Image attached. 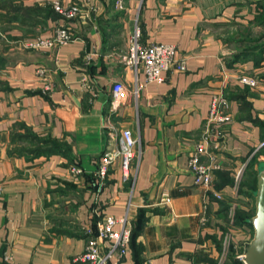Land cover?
<instances>
[{"label":"crops","instance_id":"0c3cea01","mask_svg":"<svg viewBox=\"0 0 264 264\" xmlns=\"http://www.w3.org/2000/svg\"><path fill=\"white\" fill-rule=\"evenodd\" d=\"M54 1L0 0V264H89L74 259L97 214L137 226L126 253L107 264H244L238 254L254 229L238 214L254 216L255 196L244 176L234 181L253 155L264 160V0H124L123 8L81 0L86 15L78 8L71 20ZM61 25L73 34L67 43L26 46ZM136 25L144 42L175 45L185 70L147 82L130 68ZM241 76L257 78L256 87ZM114 82L123 87L118 106ZM215 94L229 101L231 119L201 156L219 166L206 188L188 159ZM124 128L137 140L130 177L117 158L101 185L97 160L119 148L111 133ZM72 167L81 172L72 177ZM163 192L168 206L159 204Z\"/></svg>","mask_w":264,"mask_h":264},{"label":"built area","instance_id":"2783aa9c","mask_svg":"<svg viewBox=\"0 0 264 264\" xmlns=\"http://www.w3.org/2000/svg\"><path fill=\"white\" fill-rule=\"evenodd\" d=\"M123 3L124 0H115L114 5L117 8H123ZM81 6H86V4ZM52 7L65 20L74 19L77 15V9L75 7L67 8L58 1H54ZM80 10L84 12L81 17H85L86 9ZM72 38L73 34L71 31L66 26L61 25L56 28L55 34L52 37L37 39L35 42L26 44V46L35 49H50L65 44ZM126 64L135 70V72L142 70L145 73L147 82L163 80L162 73L170 70H185V64L178 57V49L175 45L159 42H144L142 40V31L137 25L130 37ZM240 80L243 84L250 87H256L258 83L257 78L252 76H241ZM50 85L51 82L47 81L44 89L50 90ZM112 89V104L118 106V99L123 89L122 84L114 82ZM229 106V101L222 94H215L212 97L202 132V141L196 144L188 159V170L194 176V183L206 188L212 186L213 173L216 169H219V166L216 164H204L201 161V156L208 152V143L214 142V145H218L223 141L225 134L222 127L231 119L228 112ZM111 135L113 137L118 136L119 148L105 151L97 160V169L94 176L101 185L105 184L109 176V171L117 158L120 159V170L123 179H129L131 164L136 158L135 148L137 140L134 138L130 129L124 128L119 131H113ZM241 170L239 169L235 175V185H237ZM80 172L75 167L70 169V175L72 177ZM214 196L218 199L221 198L219 192L214 193ZM170 200L169 194L163 192L159 204L168 206ZM97 215L99 218L96 220L95 225H86L84 228L87 236L85 252L77 256L74 259L75 261L89 264H107L114 253L122 256L127 251L130 242L131 227L127 225L126 218L116 219L106 214ZM117 224H121L120 229L115 228ZM106 245L108 246L106 251L101 253L102 248H105ZM238 258L244 262V252L238 254Z\"/></svg>","mask_w":264,"mask_h":264},{"label":"water","instance_id":"95a60500","mask_svg":"<svg viewBox=\"0 0 264 264\" xmlns=\"http://www.w3.org/2000/svg\"><path fill=\"white\" fill-rule=\"evenodd\" d=\"M255 214L248 220L254 234L244 253V264H264V160L257 164Z\"/></svg>","mask_w":264,"mask_h":264},{"label":"trees","instance_id":"16d2710c","mask_svg":"<svg viewBox=\"0 0 264 264\" xmlns=\"http://www.w3.org/2000/svg\"><path fill=\"white\" fill-rule=\"evenodd\" d=\"M53 9V8H52ZM54 11V10H53ZM55 12V11H54ZM56 13V12H55ZM56 14H58V13H56ZM54 145H55V149H56V146H58V144H56V143H54ZM55 151H59V152H62V151H60V148H59V146H58V148L55 150ZM248 162H249V166H250V168H251V173H250V176L246 179V180H244V182H243V190H245V191H249L248 193H252V191H253V195H254V192L256 191V188H257V186H256V175H257V170H256V168H257V164L259 163V161H258V159L256 158V156L255 155H253L249 160H248ZM94 177V181L95 182H97L98 183V179L95 177V176H93ZM97 179V180H96ZM251 191V192H250ZM238 218L240 219V220H245V223H248V224H250L249 222H248V220L249 219H247V216L245 215V214H243L242 212H240L239 214H238ZM144 220L142 219L141 220V222H143ZM141 225V224H140ZM139 228V227H138ZM137 226L136 227H134V228H131V236H130V242H131V240H132V238L135 236V234H136V232H137ZM242 253V252H241ZM240 262L241 263H243V261H241L240 260Z\"/></svg>","mask_w":264,"mask_h":264},{"label":"rangeland","instance_id":"374dc122","mask_svg":"<svg viewBox=\"0 0 264 264\" xmlns=\"http://www.w3.org/2000/svg\"><path fill=\"white\" fill-rule=\"evenodd\" d=\"M55 1H58V0H55ZM75 1H78V0H75ZM58 2H60V1H58ZM76 4H77V6L75 7L76 9H78V8H80V9H87L85 6H81V0H79L78 2H75ZM72 7H74V6H72ZM53 8V7H52ZM67 8H70V7H68L67 6ZM88 10V9H87ZM36 41V40H35ZM34 41V42H35ZM256 156V158H257V156L258 155H255ZM241 173H240V179H241V177H243V181L244 180H246L249 176H250V173H251V168H250V166H249V162H247V163H245L244 165H242V167H241ZM225 258V257H224Z\"/></svg>","mask_w":264,"mask_h":264}]
</instances>
